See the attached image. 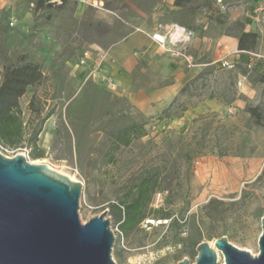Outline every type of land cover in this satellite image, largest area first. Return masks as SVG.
I'll use <instances>...</instances> for the list:
<instances>
[{
  "label": "rangeland",
  "instance_id": "374dc122",
  "mask_svg": "<svg viewBox=\"0 0 264 264\" xmlns=\"http://www.w3.org/2000/svg\"><path fill=\"white\" fill-rule=\"evenodd\" d=\"M6 1L0 10L1 60L14 62L23 55L40 65L43 79L20 98L26 150L0 153L22 154L31 163L47 164L80 181V221L106 212L116 264H178L183 259L194 264L197 245L222 236L257 255L264 217V177H260L264 125L253 123L245 109L248 105L264 109V85L256 77L250 81L247 72L252 66L264 72V24L248 28L257 33V40L254 50L240 53L248 56L241 65L246 72L226 57L225 62L205 67L198 80H188L192 82L189 90H178L172 113H179L189 101L194 103L179 120L158 119L148 114L145 102L132 103L130 98H143L140 90L151 87L153 77L144 71H136L130 88L118 90L95 77L89 65L95 53L120 41L132 24L145 22L164 29L179 20L199 30V17L205 19L208 43L203 57L212 60L220 38L234 37L240 29L235 24H243L247 7L260 0H183L179 9L170 11L163 0H68L64 4L51 0L55 4L39 9L37 0ZM79 4L85 6L81 15ZM33 95L35 111L28 107ZM210 113H215L213 124H191L193 118ZM132 123L142 124L145 135L116 147V132ZM217 124L231 131L233 148L241 153L218 155L211 151L214 141H207L204 153L187 162L179 152L189 138L181 137L190 127L213 132ZM37 150L43 154L33 157ZM146 172L161 173L159 188L145 219L125 233L113 204ZM210 199L218 203L205 210ZM173 218L178 227L170 224ZM223 262L218 251L217 264Z\"/></svg>",
  "mask_w": 264,
  "mask_h": 264
},
{
  "label": "water",
  "instance_id": "95a60500",
  "mask_svg": "<svg viewBox=\"0 0 264 264\" xmlns=\"http://www.w3.org/2000/svg\"><path fill=\"white\" fill-rule=\"evenodd\" d=\"M82 183L22 154L0 153V264H116L106 212L81 223ZM259 253L238 248L226 236L197 245L194 264H264V217ZM178 264H189L183 259Z\"/></svg>",
  "mask_w": 264,
  "mask_h": 264
},
{
  "label": "trees",
  "instance_id": "16d2710c",
  "mask_svg": "<svg viewBox=\"0 0 264 264\" xmlns=\"http://www.w3.org/2000/svg\"><path fill=\"white\" fill-rule=\"evenodd\" d=\"M68 0H60L61 4L66 3ZM183 0H175L176 5L182 6ZM51 0H37L36 8H42L44 6H52ZM243 24L236 23V27H239V32L233 34L237 38V47L240 51H252L255 48L257 33L244 29ZM2 50H0L1 52ZM241 70L245 71V68L241 65L236 64ZM250 81L255 78V81L260 82L264 85V72L259 71L255 67H249ZM43 74L40 65L37 62L25 60L23 55L16 58L14 62H5L0 57V144L8 149H14L17 147H24L25 143V129L23 121V111L20 106V98L26 92L29 86H36L42 82ZM199 76H196L194 80H198ZM253 81V80H252ZM192 82L185 84L180 92L183 93L189 90ZM211 98V95L208 96ZM36 97L31 96L28 107L30 110H37L35 106ZM224 102L231 103L224 99ZM175 100L164 109L159 115L158 119H168L171 117L180 118L183 113L187 110L188 106L192 103L191 101L182 105L180 112L174 114L171 112ZM249 119L258 125H264V109L259 106L248 105L245 109ZM198 121L203 122V126L213 124L215 121V113L203 115L198 118H193L191 124H195ZM231 131L225 130L223 124H217L213 132L209 130L201 129L198 131V127L195 131L190 129L185 136L181 137L184 139L189 138L187 146L179 152V154L190 162L191 158L196 155L203 154L207 141H214V146L211 147V151H215L218 155L236 154L239 155L241 152L233 148V136L230 134ZM145 135V130L142 124H129L120 128L114 136V144L116 147L128 146L134 138L142 137ZM222 138V136H224ZM34 136V140H35ZM35 145V142H33ZM182 152V153H181ZM42 151L32 152L33 157L41 156ZM160 172H146L143 176L131 186L123 194L122 199L117 203L113 204V207L118 211L120 215V225L125 233L132 231L150 212V204L154 193L159 188L158 178ZM264 177V171L260 175ZM218 203L215 199H210L205 205L204 209L210 208L213 204ZM220 203V202H219ZM169 214H165L164 218L167 219ZM170 223L172 226H179L176 219H172Z\"/></svg>",
  "mask_w": 264,
  "mask_h": 264
},
{
  "label": "crops",
  "instance_id": "0c3cea01",
  "mask_svg": "<svg viewBox=\"0 0 264 264\" xmlns=\"http://www.w3.org/2000/svg\"><path fill=\"white\" fill-rule=\"evenodd\" d=\"M163 1L165 2V7H167L166 11L176 10L181 7L176 5L175 0ZM6 2V0H0V10ZM253 3H250L252 8L259 4ZM84 8V4L78 5V13L80 15L83 14ZM196 22H198L196 26L199 27V30L190 26L187 22L171 21L170 25L184 26L190 31L191 36L184 44H168L164 47L152 35L155 33L160 34L168 27L157 29L155 26L149 27L145 22L132 24L120 41L110 45L102 52L95 53L91 57L89 67L95 77H102L118 90L124 87L130 88L138 70L144 71L145 75L153 77L150 82L151 87L140 90L144 97L138 99L137 96H134L130 100L132 103H138L140 100L145 102L148 114L158 116L174 100L178 90H181L189 82L188 80L195 78L203 69H206L205 67L219 61L225 62L226 57H230V62L233 65H245L247 63L248 56L240 54L242 51L238 50L236 37H230L227 40L224 37L220 38L214 58L212 60L204 58L203 54L208 50L207 38L203 32L205 19L199 17ZM261 23L248 21L245 25V30H248V28L254 29L262 25ZM170 49L182 50L195 63L192 66L187 65L183 56L169 53ZM142 64L144 65L143 67H141ZM192 106L194 105H189V107ZM182 117H171L166 120H179Z\"/></svg>",
  "mask_w": 264,
  "mask_h": 264
},
{
  "label": "built area",
  "instance_id": "2783aa9c",
  "mask_svg": "<svg viewBox=\"0 0 264 264\" xmlns=\"http://www.w3.org/2000/svg\"><path fill=\"white\" fill-rule=\"evenodd\" d=\"M219 2H221V0H219ZM244 15L245 17L242 21L244 22L245 25L248 23V21H253L257 23L262 22L264 24V0H262L255 8H252L249 5ZM160 35H162L163 38H158L157 33L153 34L152 37L156 39L161 46L164 47L168 44L177 45V44L186 43V41L190 38L191 33L184 26L171 24L162 33H160ZM170 52L183 56V58L186 60L188 65L190 66L193 65L191 60L182 52V50L170 49ZM253 55H255L256 57H261L258 54H253ZM21 149L26 150V147L24 146V147H17L14 149H8L0 144V150H4L5 152L15 153L17 150H21Z\"/></svg>",
  "mask_w": 264,
  "mask_h": 264
},
{
  "label": "bare ground",
  "instance_id": "6f19581e",
  "mask_svg": "<svg viewBox=\"0 0 264 264\" xmlns=\"http://www.w3.org/2000/svg\"><path fill=\"white\" fill-rule=\"evenodd\" d=\"M70 179H72L71 177H69ZM210 246H213V243H210Z\"/></svg>",
  "mask_w": 264,
  "mask_h": 264
}]
</instances>
